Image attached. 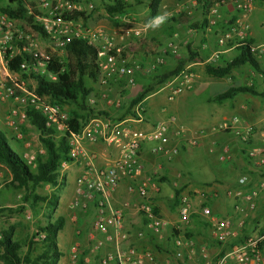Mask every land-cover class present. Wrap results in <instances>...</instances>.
I'll list each match as a JSON object with an SVG mask.
<instances>
[{
    "label": "built area",
    "instance_id": "2783aa9c",
    "mask_svg": "<svg viewBox=\"0 0 264 264\" xmlns=\"http://www.w3.org/2000/svg\"><path fill=\"white\" fill-rule=\"evenodd\" d=\"M20 2L28 16H31L32 23L37 25L44 35L47 47L50 51L64 50L71 39H80L88 45L97 48L96 66L98 75L96 84L99 88L94 95L86 98V105L95 109L102 104L105 107L118 109L122 98L118 95L114 98L108 97L107 85L112 80L123 79L125 85H134L133 76L135 72L148 75L161 67L166 55L177 56V46L173 40L181 39L173 34L156 52L152 60L146 65L136 59L128 61L125 46L120 45L127 39L139 40L150 35L156 22L151 21L138 28L120 29L119 34L113 31L106 34L101 28H84L81 18H71L74 13L89 12L93 7L94 0L85 2L71 0H16ZM195 6L199 0H189ZM253 0H208L210 6L206 13L207 27L211 28L219 21L220 8L229 6L239 13V18L226 24L221 31H215V43L217 50L206 60L212 64L217 60L218 55L224 50L225 45L230 43L229 48H235L248 39V26L245 17L251 12ZM189 14L187 3H180L175 13ZM122 16L124 23H133L132 18ZM39 34L30 26L9 18L0 11V100L10 99L16 104L12 107L5 119V124L14 129V120L25 121V110L31 109L38 112L44 118V125L54 129L58 134L66 133L67 157L73 162L85 155L82 150V142L93 143L100 139L106 143H120V152L117 159L108 167H96L92 164L91 157H86L88 163L75 180V195L70 202L71 209H85L91 204L94 209V218L91 223V232L99 235V239H93V251H97L105 243L112 244V251L105 254L99 264H156L148 251L138 252L133 247L120 248V244L128 239L127 233L123 230L122 209L113 208L110 205V193L115 189L118 182L124 178L133 180L143 170L139 160V149L144 142H153L149 149L151 155L161 154L167 160L178 153V147L167 148L170 140L167 134V125L158 123L148 134L130 132L126 127H120L106 119L91 118L77 132L69 130L66 124V116L62 114L60 107L50 104L43 96L37 95L34 91L27 90L21 81H17V73L10 72L7 62L15 57H31L33 62L27 64L23 60L19 64V70L25 75L43 76L49 80L54 78L45 71V63L49 58H44L36 51L35 37ZM183 41V39H181ZM185 44V43H184ZM248 52L255 58L264 56V42L260 44H249L246 46ZM9 81V84H6ZM194 81V74L189 69H183L165 82L160 89L166 90L167 100H173L184 91L190 90ZM136 118L140 114L135 111ZM218 131L231 132L244 146V154L250 166L257 173L256 183L248 189L247 175H240L236 184L240 190L238 193L228 195L234 198L232 205V216L218 218L213 216L207 208H200L194 211L186 197H179L177 204V217L179 225L185 226L193 214L201 217L208 229L209 239L218 245H226L237 238L241 240L215 258H211L200 250L199 264H264V230L250 236L241 235L244 219L256 208L258 198L264 194V176H261V168L264 167V121L256 128L251 126H239L235 119L220 124ZM256 131L258 142L255 145L249 144V139ZM197 137L187 141L188 146L196 145ZM42 154V150H38ZM33 154L23 153L21 159L33 166ZM218 160L228 162L230 151L227 145H220ZM67 162H60L59 170H62ZM135 193L138 198L136 211L142 218L145 228L154 237L160 238L167 222L154 212L149 202V196L144 182L137 184ZM177 234L172 238L174 247L173 263L164 264H185L181 249H191L193 243L184 239L178 226H172ZM141 234L138 233L137 237ZM40 236L39 239H42ZM79 245L73 243L69 246L67 256L68 264H77L79 258Z\"/></svg>",
    "mask_w": 264,
    "mask_h": 264
},
{
    "label": "crops",
    "instance_id": "0c3cea01",
    "mask_svg": "<svg viewBox=\"0 0 264 264\" xmlns=\"http://www.w3.org/2000/svg\"><path fill=\"white\" fill-rule=\"evenodd\" d=\"M176 3V1H171L166 6L164 5L165 10L163 12L146 22H156L153 27L155 32L150 37L155 38L160 46L152 55L146 57L135 56L138 59L137 61L143 65L149 63L157 54L156 52H159V49L168 40H171V38L167 39L165 37L169 33V30L165 27L167 25L166 21L182 14L181 12L175 13L176 7L180 5ZM129 10L134 11L132 7ZM193 10V17L189 16L190 11L189 14H184L189 17L187 19L188 24L195 25L196 29L190 30L186 24L177 23L175 26L172 25L169 34H177L183 41L177 38L173 40L178 48V55H166L163 65L157 68V71L167 73L173 69L175 57L184 62L187 52L195 54L192 56L193 60L185 63L181 68V70L189 69L194 74L191 89L184 91L173 100H167V92L163 89L150 93L131 109L132 112H139V118L122 115L121 110H114L115 108L103 105H97L94 109L108 113V116L97 118L106 119L120 127H126L130 132L148 134L155 124H166L167 134L170 137L166 147H178V153L167 160L161 154L151 155L149 149L154 143L144 142L139 149V160L143 165L142 172L133 180L126 178L120 180L110 193L109 198L111 207L122 209L123 230L128 235V239L120 244V248L133 247L138 252L148 251L156 264L173 263L175 249L170 239L171 235H175L177 231L172 230V226L180 227V233L184 239H188L193 243L191 249H181L185 264H199L200 250H203L211 258L219 256L224 251L225 245L214 244L209 239L207 225L198 215L193 214L185 226L179 225L176 205L179 197H186L194 211L207 208L213 216L222 218L228 215L229 212L232 213L234 198L228 193L236 194L242 190L238 188L235 182V178L240 174L237 175L235 172H244L243 175H247L249 178L250 182L243 190L253 186L257 181V173L250 166L245 156L242 155V146L238 139L231 132H221L217 128L220 124L229 122L232 119H235L241 127H258L264 121V110L261 111V107H264V99L239 94L219 104L210 101L213 96L223 92L231 85L236 86L240 83H237V79L233 77V72L229 77L219 79L205 75L204 66L211 65L206 60L217 50L216 35L215 32L212 35L207 33L209 29L207 24L203 25L204 28L202 27V29L198 28L202 21L197 3ZM232 12L235 13L229 6L220 8L218 22L221 27L223 26L222 28L226 26L227 22L230 23L235 19ZM138 14L139 12L135 10V15ZM239 16L238 13L237 18ZM124 27H127V25ZM249 38L254 42L250 34ZM234 55L233 48H225L218 55L214 66L222 65ZM249 74L253 76L255 73L249 71ZM137 76L142 78L141 76H144V74L134 73L135 83L132 87L126 86L123 79L110 81L108 91L110 93L117 92L118 94L126 91L122 97V102L124 101L123 103L126 104L138 92L142 84L137 81ZM256 76L259 77V75ZM86 87L90 90L89 95L96 92L95 83H90ZM216 89L220 91L215 95L202 100L199 99L201 95ZM79 113L81 114V112ZM194 137H197L196 145L188 146L187 141ZM257 142L258 134L253 131L249 143L255 145ZM220 145H227L229 148L230 160L228 162L218 160ZM82 150L85 155L84 158L66 163L64 168L60 170L63 177V186L67 189L61 198L57 194V205L54 208L55 218L60 217L63 219L62 229L56 236V244L61 253L57 264H68V248L75 242L80 244L81 264H99V260L112 251L113 245L109 243H105L97 251L92 250L93 239L100 238L99 235L91 232V223L94 218L93 206L89 204L82 210L71 209L69 205L75 195V180L88 163L86 157H91L92 164L96 167H108L117 159L120 152V143L108 144L100 139L93 143L84 141L82 142ZM235 174L237 177H235ZM231 178H233L232 188L229 187ZM141 182L146 185L151 206L158 216L167 222V227L163 230L160 238L152 236L147 231L142 218L136 211L138 198L135 188ZM175 194L176 200H174ZM256 206L257 214L253 216L254 211L250 214L251 216L247 222V224L249 223L248 229L250 227L264 228L258 227L259 223L257 222L258 219L264 222V211H259L264 208V194L258 198ZM138 233L141 234L140 237H137ZM57 239L59 243H57ZM142 264L147 263L143 262Z\"/></svg>",
    "mask_w": 264,
    "mask_h": 264
},
{
    "label": "trees",
    "instance_id": "16d2710c",
    "mask_svg": "<svg viewBox=\"0 0 264 264\" xmlns=\"http://www.w3.org/2000/svg\"><path fill=\"white\" fill-rule=\"evenodd\" d=\"M130 3L137 5L141 4V1L105 0L102 4L103 11L109 19H112L114 15L125 16L130 11ZM158 3L159 0H153L147 5L149 10L148 20L157 15ZM197 6L202 21L198 28L202 29V27L204 28L203 25L207 24L205 17L210 3L208 0H199L197 1ZM0 11L5 13L9 18L16 19L30 26L44 38L39 27L32 23L31 16L25 13L20 2L17 1L15 6L12 7L0 5ZM70 17L81 18L82 20L85 18L82 13H74ZM187 19H189L188 15L182 13L166 21L167 25L165 28H167L170 33L172 25L175 26V24L180 23L186 24L190 30L196 29L195 25L188 24ZM217 27H221L219 22L214 25L213 29L217 30ZM219 29L221 31V29L224 28ZM168 34H166L165 37L170 39L172 35ZM144 41L136 40L132 46L125 48V52L132 51L136 55L140 54L141 57H146L153 53L149 44H151L153 48L160 46L159 42L153 37ZM249 44H253V42L248 38L243 44L235 47V55L220 66L205 65L204 73L211 78L219 79L229 77L234 69L246 65L253 73L259 75V91H256L252 85H231L223 92L213 96L210 100L211 102L219 104L239 94H246L250 97L264 99V68L261 69L258 65L257 58L253 57L248 52L246 46ZM230 46V43L225 45L226 48ZM64 51L66 56L65 63H59L53 57H50L45 63V71L54 78L53 80H49L43 76L33 77L36 83L34 92L39 96L45 97L50 104L57 105L58 107L64 105L72 107L70 112L66 115V124L70 131L77 132L89 118L107 116L105 113L91 109L86 105V98L90 90L84 84V79L87 78L94 82L97 79V48L88 45L83 40L71 39L65 46ZM194 55L195 54L191 52H187L184 62L180 59H176L173 69L167 73H161L156 69L152 73L145 75V82L140 85L138 92L130 98L126 104L121 102L118 108V110L122 111L121 114L135 118V112L131 111L133 106L137 105L145 96L159 90L165 82L181 70L185 63L193 60L192 56ZM23 60H25L27 64L33 62L31 57H15L7 62L8 70L24 77L19 70V64ZM124 94L125 92H120L119 96L122 98ZM79 112H81V114ZM25 118V122H27L37 134V141L40 144L42 154L35 155L33 166L27 165L21 159V155H18L9 147L0 131V164L6 167L10 175V179L4 184V187L10 188L14 192L21 193L19 197L20 205H17L14 210L0 208V214L4 212H8L9 215L20 214L25 209V205L30 206L33 212H35L34 209L39 203L44 204L50 211L53 210L57 205V192L63 186V177L58 172L59 164L60 162H71L67 157L68 147L66 144V133L60 135L54 129L45 127L44 118L38 112L31 109L25 110ZM241 153L245 156L244 146H242ZM41 186H49L53 189V192L39 196L36 193V189ZM176 198L175 194L174 200H176ZM46 221L47 222L43 226H37L34 233H32L26 241L16 238L12 228L0 229V261L3 264H57L61 257V253L56 244V236L62 229L63 219L57 217L53 221ZM262 231L263 230H259L257 232L260 233ZM176 234L177 232H175V235ZM175 235H171V243ZM40 236H43V238L39 239ZM243 236L244 235H242V237ZM240 240L241 238H237L226 244L224 251ZM80 258L81 255L78 258L77 264H81Z\"/></svg>",
    "mask_w": 264,
    "mask_h": 264
},
{
    "label": "rangeland",
    "instance_id": "374dc122",
    "mask_svg": "<svg viewBox=\"0 0 264 264\" xmlns=\"http://www.w3.org/2000/svg\"><path fill=\"white\" fill-rule=\"evenodd\" d=\"M79 1L82 3L85 2V0H79ZM140 1H141V4H137V5L130 3V6L133 8L134 11H129L130 13L128 12V14H126L125 16H127L126 18H133V23L126 24L124 23L122 16L114 15L112 19H109V17L103 11L102 4L105 2V0H94L92 9L89 12L84 11L82 13L84 14V17H85L84 20L81 19L83 27L84 28L99 27L106 34L112 33L113 31L119 34L120 29L141 27L147 24L146 22L148 21V13H149L147 5L150 4L153 0H140ZM171 1L173 2L176 1L177 2L176 4H180L182 2L187 3L188 10L190 11L189 16L193 17V14H194L193 8L195 6H192L189 0H159L158 6H157V14L163 12L165 10L164 5L166 6ZM15 4H16V0H0L1 6L8 5L12 7V6H15ZM135 10L139 12L138 15H135ZM232 10L235 12V13L232 12L233 13L232 16L233 18L236 19L238 16V13L234 9ZM245 19H246L247 26H248V30H247L248 38L250 34L252 39L254 40L253 44L263 43L264 42V1L263 0H253L251 12L245 17ZM228 23L229 22H227V24ZM125 25H127V27H124ZM223 25L225 24L223 23ZM219 28L220 27H217V30L213 29V27L212 29L209 28L207 33L212 35L214 34V31H220ZM153 32H155V29L152 28L150 35H153ZM150 35L143 37L137 41L147 40L150 38ZM35 42H36V51L42 54L44 58L53 57L59 63H62V64L66 62V56H65L64 50L62 51L56 50L54 52L50 51L47 47V42L40 35L35 37ZM135 42L136 40L134 39H129V40L127 39L126 41L122 43L124 44L125 48H128L129 46H132ZM122 43L120 45H123ZM149 45L148 46L151 47L153 52L158 48V47L153 48L151 44ZM126 56L129 57L128 61L132 62L135 56H140V54L136 55L132 51H128L126 53ZM263 57L264 56L257 58V62L260 68L261 67L264 68V58ZM231 58L232 57H230V59ZM174 59H177V58L175 57ZM211 65H215V62L212 63ZM249 71H251L250 68L244 65L237 69H234L232 71L233 72L232 75L233 77L237 79V83H240V85H245V86L252 85L256 89V91H259L260 77L256 76L255 74L251 76L249 74ZM23 75L24 77H21V75H18L16 80L21 81L23 83V86L27 90L34 91L36 83L33 80V77H35V75H30V74L29 75L23 74ZM138 76H137V79H138L137 81L141 83L145 82V75L141 76L142 78ZM9 83H10L9 81H6V84H9ZM90 83L91 84L95 83L96 92H98L99 88L96 84V81L94 82L87 78L84 79L85 85H88ZM134 83H135V78H134ZM107 88H109V84L107 85ZM219 91H220L219 89L211 90L208 93L201 95L199 99L202 100L208 96L211 97L215 95L216 93H218ZM122 92L126 93V91H122ZM94 94H90V95H94ZM117 94H118L117 92L110 93V91H108L109 98H114L116 97ZM256 99H259V98H256ZM100 105L102 104L98 103V106ZM12 107L17 108L18 106H16V104H14L13 101H11L10 99L0 100V131L2 132L4 138L6 139L9 147L14 152H16L18 155H22L23 153H26V154H33L35 156L36 154H39L38 150H41V147H40L39 142L37 141V134L35 130L27 122L25 121L19 122L17 120H14V129L6 126L5 119L9 113V110ZM71 108L72 107L70 106L64 105L60 107V110L62 114L66 116L70 112ZM114 110H118V109H114ZM263 110H264V107H261V111ZM105 114L108 116L107 112H105ZM235 173L237 175L238 174L241 175V173L242 175L244 174V172H238V171H236ZM236 174H235V177H237ZM260 174L261 176H264V167L261 168ZM237 178H235V180ZM9 179H10V175H9L8 170L3 164H0V208H5V209L7 208V209L14 210L17 205H20L19 197L21 196V193L14 192L12 189L4 187V184L7 183ZM232 182H233V178L229 180L230 188L233 187ZM66 189L67 188H65V186L61 187V189L58 190L57 192L58 197L61 198L63 193L66 192ZM50 192H53V189L49 186H41L40 188L36 189V193L39 196L47 195ZM54 210L55 209L50 211L44 206V204L39 203L34 209L35 212H33V210L28 205H25V209L20 214L9 215L8 212H4L0 214V229L12 228L13 234L14 236H16V238L26 241L29 238V236L32 233H34L37 226H43L47 222L46 220L53 221L55 219ZM259 211H264V208L262 210L260 209ZM256 212H257V206L254 210L253 216L257 214ZM228 216L231 217L232 213L229 212V214L224 217H228ZM250 216L251 215L249 214L244 219L241 235L250 236L259 230H264V228L257 229V227L255 228L250 227L248 229L249 223L247 224V222ZM257 222L259 223L258 227H264L263 221L261 222L260 219H258ZM57 243H59L58 239H57ZM77 243L78 245H80L79 242ZM79 251H80V246H79ZM0 264H3V263L0 261Z\"/></svg>",
    "mask_w": 264,
    "mask_h": 264
}]
</instances>
